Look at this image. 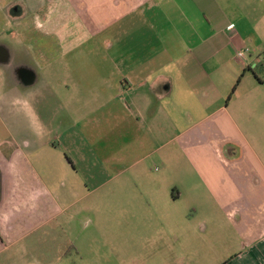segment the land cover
Segmentation results:
<instances>
[{
  "label": "crops",
  "instance_id": "1",
  "mask_svg": "<svg viewBox=\"0 0 264 264\" xmlns=\"http://www.w3.org/2000/svg\"><path fill=\"white\" fill-rule=\"evenodd\" d=\"M60 2L32 0V8L38 5L31 21L23 19L26 3L17 6L21 47H33L37 59L52 57L58 82H42L43 65L38 72L26 65L31 77L24 86L36 93L29 91L19 119L3 116L5 125L19 120L22 128L0 135V264H55L74 246L70 228L97 191L116 180L149 183L147 164L170 145L185 156L174 166L165 161L166 170L191 164L242 240L244 264H264V81L257 80L264 71L261 59L247 61L263 48L253 49L245 26L258 3ZM89 43L94 49L82 53ZM70 55L83 57L84 67H61ZM51 100L57 114L44 111ZM110 166L118 167L116 176L108 175ZM132 170L139 172L127 175ZM172 185L177 203L181 186ZM139 193L117 200L120 259L156 241L150 210L157 200ZM112 200L105 198L110 207Z\"/></svg>",
  "mask_w": 264,
  "mask_h": 264
},
{
  "label": "rangeland",
  "instance_id": "2",
  "mask_svg": "<svg viewBox=\"0 0 264 264\" xmlns=\"http://www.w3.org/2000/svg\"><path fill=\"white\" fill-rule=\"evenodd\" d=\"M46 1L52 4L50 1L53 0ZM24 2L26 7H23ZM31 2L32 0H0V45L9 50L14 63L23 62L33 68L35 72L40 71L38 66L43 65L41 73L44 79L42 82L55 83L58 82V78L54 75L53 68L57 66V63H53L52 57L48 56L44 60V57L37 59V50L32 49L33 47H26L29 50L27 51L25 47H21V36L25 33L23 28L18 26L21 17L17 8H25L26 17L23 19L31 21L37 13L35 8L38 5H33L35 8H32ZM255 2L258 5L254 3L249 8L248 12L252 19L246 22L245 26L249 34L252 35L253 49L262 46L263 51L258 55L248 53L247 61L253 64L254 61L258 62L261 59L264 64V2L261 0H255ZM13 8L16 9L13 11ZM262 14L263 20H261ZM23 19L22 21H24ZM94 45L95 43H89L80 48V51L83 53L85 49H94ZM33 46H35V42ZM46 51L53 54L52 51L58 53L61 50L59 47H56L55 50L49 47ZM72 55L68 57V62L62 61L61 67L83 68L84 58L80 56L73 58ZM1 67L0 116L2 118L0 117V135L11 127L12 129L22 128L19 120L8 123V126L5 125L3 116L10 114L19 119L24 114L25 100L31 98L28 95L29 91L36 93L35 89H31L35 86L12 84L13 77L5 69L3 71ZM45 96L49 97L47 92H45ZM14 98L21 102L12 105L11 102H14ZM51 101V105L45 107L44 111L48 110L49 114H57L59 110L54 105L52 106L53 101ZM65 114L67 113L60 111V115ZM184 156L176 147L170 145L158 153L156 160L147 164L145 177L150 178L149 183L141 182L139 187L137 184L120 186L117 185L116 180L109 183L108 186L101 187L97 191L98 198L96 197L91 202V209L82 215H77L76 222L70 228L68 236L74 243V250L69 247L65 251L63 250L65 256L55 264H244L242 259H245L246 249L242 240L238 238L232 222L225 216L221 207L217 206L208 190L198 182L199 176L192 165L188 164L182 171L175 167L166 170L165 161L171 160V165L174 166L184 161L182 160ZM118 172V167L110 166L108 175L113 177ZM137 172L139 170H132L127 175L134 177ZM141 178H144L143 174ZM153 179L158 181L153 183ZM171 184L181 186L179 190L182 197L177 203L171 200L173 193V188L169 191ZM137 189H140V193L146 192L147 195L157 200L150 210L158 220L159 227H155V230L152 228L156 241L148 249L138 248L139 251L135 252L136 257L120 259L116 254L119 236L115 216L121 211H118L119 207L116 206L118 205L117 200L120 196L132 194ZM110 194L116 199L112 200L111 207L105 201V198ZM161 219L167 221L165 228L161 227ZM164 229L165 231L162 233ZM161 236L164 237V240L161 239ZM177 259L179 262L173 263Z\"/></svg>",
  "mask_w": 264,
  "mask_h": 264
},
{
  "label": "flooded vegetation",
  "instance_id": "3",
  "mask_svg": "<svg viewBox=\"0 0 264 264\" xmlns=\"http://www.w3.org/2000/svg\"><path fill=\"white\" fill-rule=\"evenodd\" d=\"M0 66L1 69L8 72L12 78V84L16 86H24L30 80L31 69L21 63H14L12 61V55L8 53L6 47L0 45Z\"/></svg>",
  "mask_w": 264,
  "mask_h": 264
},
{
  "label": "trees",
  "instance_id": "4",
  "mask_svg": "<svg viewBox=\"0 0 264 264\" xmlns=\"http://www.w3.org/2000/svg\"><path fill=\"white\" fill-rule=\"evenodd\" d=\"M259 68H263L262 70L264 71V64H262V65H259ZM255 76H256V74L255 73H253ZM257 78V77H256ZM257 80L259 81V82H263L264 80H260L259 78H257ZM239 83V81L237 82V84ZM236 87H237V85L233 88V90H232V95L234 94V92H235V90H236ZM231 95V96H232ZM70 249H73L74 250V246L72 245V246H70Z\"/></svg>",
  "mask_w": 264,
  "mask_h": 264
},
{
  "label": "built area",
  "instance_id": "5",
  "mask_svg": "<svg viewBox=\"0 0 264 264\" xmlns=\"http://www.w3.org/2000/svg\"><path fill=\"white\" fill-rule=\"evenodd\" d=\"M234 27V25H231L229 28L232 29ZM239 57H244L243 53H239Z\"/></svg>",
  "mask_w": 264,
  "mask_h": 264
}]
</instances>
